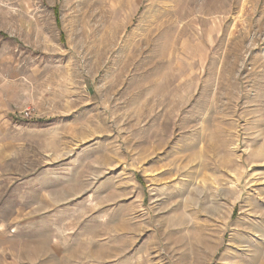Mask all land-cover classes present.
<instances>
[{
	"label": "rangeland",
	"instance_id": "1",
	"mask_svg": "<svg viewBox=\"0 0 264 264\" xmlns=\"http://www.w3.org/2000/svg\"><path fill=\"white\" fill-rule=\"evenodd\" d=\"M0 264H264V0H0Z\"/></svg>",
	"mask_w": 264,
	"mask_h": 264
}]
</instances>
